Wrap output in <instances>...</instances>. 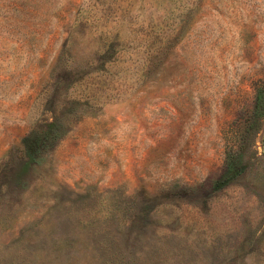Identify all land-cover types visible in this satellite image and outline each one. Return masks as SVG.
<instances>
[{
  "label": "rangeland",
  "instance_id": "obj_1",
  "mask_svg": "<svg viewBox=\"0 0 264 264\" xmlns=\"http://www.w3.org/2000/svg\"><path fill=\"white\" fill-rule=\"evenodd\" d=\"M260 87L264 0H0V264H264Z\"/></svg>",
  "mask_w": 264,
  "mask_h": 264
},
{
  "label": "trees",
  "instance_id": "obj_2",
  "mask_svg": "<svg viewBox=\"0 0 264 264\" xmlns=\"http://www.w3.org/2000/svg\"><path fill=\"white\" fill-rule=\"evenodd\" d=\"M253 116H264V87H260L257 89ZM47 137L48 132H44L33 134L27 139L25 144V152L30 161L34 163H40L43 158L42 151L45 147L44 143L47 140ZM242 158V152H227L224 160V170L219 175V180L227 181L237 177V175L241 172L243 166Z\"/></svg>",
  "mask_w": 264,
  "mask_h": 264
}]
</instances>
